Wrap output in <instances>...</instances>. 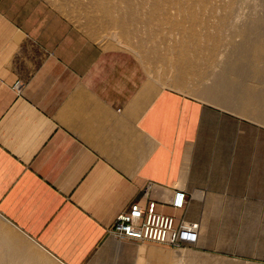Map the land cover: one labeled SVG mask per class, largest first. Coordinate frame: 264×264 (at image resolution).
I'll list each match as a JSON object with an SVG mask.
<instances>
[{
	"label": "crops",
	"instance_id": "0c3cea01",
	"mask_svg": "<svg viewBox=\"0 0 264 264\" xmlns=\"http://www.w3.org/2000/svg\"><path fill=\"white\" fill-rule=\"evenodd\" d=\"M73 9L0 0V218L60 264H135L144 245L111 233L133 203L182 190L193 219L203 200L239 198L237 127L102 47Z\"/></svg>",
	"mask_w": 264,
	"mask_h": 264
},
{
	"label": "rangeland",
	"instance_id": "374dc122",
	"mask_svg": "<svg viewBox=\"0 0 264 264\" xmlns=\"http://www.w3.org/2000/svg\"><path fill=\"white\" fill-rule=\"evenodd\" d=\"M73 2L74 21L102 47L131 55L148 80L160 87L196 98L200 97L195 90L207 87L224 72L223 65L233 53L230 45L241 41L237 31L247 21L264 16V0ZM208 35L218 40H209ZM216 42L219 48L214 54ZM203 101L224 115V134L235 133L237 127L232 162L239 171V198L203 200L193 219L184 213L196 225L192 246L172 249L143 244L135 253V264H264V128ZM221 164H226L225 156ZM190 201L193 205L195 200ZM27 236L0 218L1 264H30L33 259L36 264H60Z\"/></svg>",
	"mask_w": 264,
	"mask_h": 264
},
{
	"label": "bare ground",
	"instance_id": "6f19581e",
	"mask_svg": "<svg viewBox=\"0 0 264 264\" xmlns=\"http://www.w3.org/2000/svg\"><path fill=\"white\" fill-rule=\"evenodd\" d=\"M226 16L228 17V15ZM223 22L225 21L223 20ZM237 34L241 41L239 43H232L230 45L233 53L228 57L223 65L224 72L222 74L215 75L213 77L212 83L207 87H202L201 89L195 90L194 93L196 96L200 97L202 100L200 98H196L195 96L193 98L200 100V102L202 101L203 103H206L203 101L204 99L207 101V103L209 102L212 107L215 105L219 108V110H222L223 112H229L237 119H243L254 125L264 128V16L258 19L247 21L244 25H242L239 31H237ZM191 36L192 38L195 37L194 34ZM215 38L216 36L208 35L209 40H214ZM235 39H237V37ZM218 48V42H216V44L212 47L214 54H216ZM251 82L252 84H250ZM179 84L182 86V82H179ZM174 187H176V185ZM14 239L10 240L13 242L17 240ZM118 240L120 242H131L121 239ZM15 242L18 243L19 241ZM131 243L137 245L140 244L135 242ZM8 252L6 250V256L10 257V252ZM33 260L30 264H36L37 261L33 262ZM0 262L2 263V261ZM11 263L12 262L9 264Z\"/></svg>",
	"mask_w": 264,
	"mask_h": 264
},
{
	"label": "built area",
	"instance_id": "2783aa9c",
	"mask_svg": "<svg viewBox=\"0 0 264 264\" xmlns=\"http://www.w3.org/2000/svg\"><path fill=\"white\" fill-rule=\"evenodd\" d=\"M190 198L182 190H175L169 203L160 204L149 200L145 206L135 202L122 213L111 233L118 239L140 244H157L172 249L192 246L197 237L193 222L184 213ZM170 207L166 214L161 208ZM180 212H183L180 216Z\"/></svg>",
	"mask_w": 264,
	"mask_h": 264
}]
</instances>
